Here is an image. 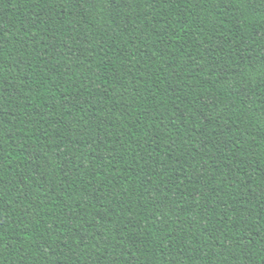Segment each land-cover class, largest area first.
Returning <instances> with one entry per match:
<instances>
[{
  "label": "trees",
  "instance_id": "1",
  "mask_svg": "<svg viewBox=\"0 0 264 264\" xmlns=\"http://www.w3.org/2000/svg\"><path fill=\"white\" fill-rule=\"evenodd\" d=\"M0 264H264V0H0Z\"/></svg>",
  "mask_w": 264,
  "mask_h": 264
}]
</instances>
